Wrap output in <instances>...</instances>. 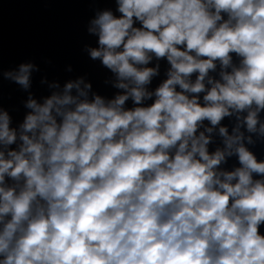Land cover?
Here are the masks:
<instances>
[{
  "label": "clouds",
  "instance_id": "9594fccd",
  "mask_svg": "<svg viewBox=\"0 0 264 264\" xmlns=\"http://www.w3.org/2000/svg\"><path fill=\"white\" fill-rule=\"evenodd\" d=\"M107 2L111 95L0 64V264H264V0Z\"/></svg>",
  "mask_w": 264,
  "mask_h": 264
}]
</instances>
